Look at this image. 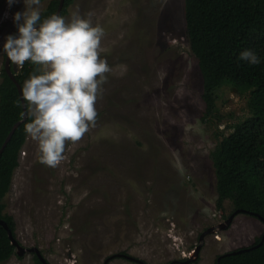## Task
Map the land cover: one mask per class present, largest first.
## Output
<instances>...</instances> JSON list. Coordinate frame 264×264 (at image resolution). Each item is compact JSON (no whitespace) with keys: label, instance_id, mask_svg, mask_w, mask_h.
<instances>
[{"label":"rangeland","instance_id":"1","mask_svg":"<svg viewBox=\"0 0 264 264\" xmlns=\"http://www.w3.org/2000/svg\"><path fill=\"white\" fill-rule=\"evenodd\" d=\"M49 2L41 0L43 11ZM23 7L0 0V44L17 31L12 14ZM77 10L104 28L101 55L111 71L95 126L66 142L56 167L40 162L27 135L4 197L20 244L38 248L49 264H141L122 255L147 264H216L253 244L264 232L261 219L238 213L221 227L233 205L219 203L213 157L232 131L226 125L248 115L246 93L222 86L225 118L202 120L203 77L185 0H75L65 17ZM6 60L0 51V80ZM199 245L197 258L184 263ZM33 256L16 248L0 264H35Z\"/></svg>","mask_w":264,"mask_h":264},{"label":"trees","instance_id":"2","mask_svg":"<svg viewBox=\"0 0 264 264\" xmlns=\"http://www.w3.org/2000/svg\"><path fill=\"white\" fill-rule=\"evenodd\" d=\"M74 1L65 0L62 16H66ZM59 2L50 0L42 14L55 13ZM185 20L190 47L203 77L205 111L202 120L218 124L225 118L217 103L218 90L224 85L246 93L247 98L248 115L226 125L232 129L229 135L217 133V136L223 135L213 151L220 168L216 185L219 203L229 200L233 212L240 210L264 222V0H185ZM244 49L256 52L261 63L249 65L238 60ZM33 70L34 66L26 61L18 75L20 85ZM22 117L23 106L17 85L3 68L0 148L13 125ZM29 118L17 127L0 154V219L8 223L14 236L15 221L5 212L4 197L20 164V151L27 137L24 126ZM262 236L250 246L220 255V264H264V241L256 246ZM15 251L8 231L0 224V263ZM33 258L35 264H44L35 253Z\"/></svg>","mask_w":264,"mask_h":264},{"label":"clouds","instance_id":"3","mask_svg":"<svg viewBox=\"0 0 264 264\" xmlns=\"http://www.w3.org/2000/svg\"><path fill=\"white\" fill-rule=\"evenodd\" d=\"M21 2L23 9L12 14L17 31L4 37L0 51L17 67L26 61L34 66L21 85L30 117L24 131L36 142L40 162L54 168L64 159L66 142H77L95 126L96 102L111 71L101 55L104 28L91 13L45 16L41 0H6L9 8ZM237 59L261 63L251 49Z\"/></svg>","mask_w":264,"mask_h":264},{"label":"water","instance_id":"4","mask_svg":"<svg viewBox=\"0 0 264 264\" xmlns=\"http://www.w3.org/2000/svg\"><path fill=\"white\" fill-rule=\"evenodd\" d=\"M64 2H65V0H60V2H59V6H58V9L56 10L55 13H59V14H61V11H62V8H63V5H64ZM10 66H11V65H10V60L7 58L5 68H6V71H7L8 75L10 76V78H11V79L16 83V85H17V88H18V91H19V94H20V98H21V102H22V106H23V117H22L21 120L17 121V122L13 125L11 131H10L9 134L7 135V137H6L5 141H4V143L2 144V146H1V148H0V154L3 152V150H4L5 147H6V145H7L8 142L11 140V138H12V136H13L15 130L17 129V127H18L23 121H25V120L27 119V117H28V112H29L28 108L25 106V102H24L23 99H22V96H21V85H20L19 80H18V75H19V73L21 72V68H20V67H17L13 62H12V67H10ZM241 212H242V211H240V210H237V211L233 212V213L229 216V218L226 220L225 225L223 224V225H221V227H223V226L225 227L227 224H229V223L233 220V218L235 217L236 214L241 213ZM0 224H1L2 226H4V228H6V230L8 231V235H9V237H10V239H11V242H12V243L16 246V248H17V254H18V255H22V254H23L24 252H26V251L34 252L44 264H49V262L46 260V258L43 256V254L41 253V251H40L38 248H36V247H33V248H25V247H23V246L20 244V242H19V241L17 240V238L14 236L13 231L11 230V228L9 227L8 223H7L5 220L0 219ZM263 241H264V233H263V236H262V240H261V241L259 242V244H257L256 246H260V245L263 243ZM199 250H200V245L196 247V250H195L194 254H192V255L188 258V260H186L184 263H188V262H190V261L196 259V258H197V255H198V253H199ZM127 257L130 258V259H136V258H134V257H132V256H127ZM107 263H108V259L105 261V264H107ZM217 264H220V258L217 259Z\"/></svg>","mask_w":264,"mask_h":264},{"label":"flooded vegetation","instance_id":"5","mask_svg":"<svg viewBox=\"0 0 264 264\" xmlns=\"http://www.w3.org/2000/svg\"><path fill=\"white\" fill-rule=\"evenodd\" d=\"M123 257H127V256H125V255H122ZM128 258V257H127ZM135 258V257H134ZM132 260H134V261H136V262H138V263H141V264H147L146 262H144L143 260H138V258H136V259H132ZM178 263H182L181 261H179Z\"/></svg>","mask_w":264,"mask_h":264}]
</instances>
